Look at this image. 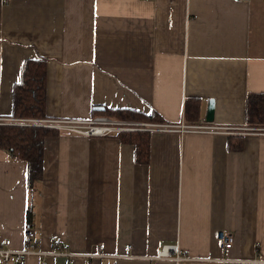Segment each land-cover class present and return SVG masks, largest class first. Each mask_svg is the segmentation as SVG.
I'll list each match as a JSON object with an SVG mask.
<instances>
[{"label": "crops", "instance_id": "obj_1", "mask_svg": "<svg viewBox=\"0 0 264 264\" xmlns=\"http://www.w3.org/2000/svg\"><path fill=\"white\" fill-rule=\"evenodd\" d=\"M29 58L47 61L46 119L90 120L102 106L164 120L105 114L151 126L135 129L151 133L149 163L118 132L59 129L33 185L28 163L0 149V233L13 246L31 226L43 251L72 252L74 264L264 259V127L246 124L248 95L264 92V0H0L2 120L18 118L14 87ZM190 98L200 99L198 120L187 117ZM159 124L177 128L150 130ZM168 244L190 259L151 258ZM66 262L28 255L7 264Z\"/></svg>", "mask_w": 264, "mask_h": 264}, {"label": "trees", "instance_id": "obj_2", "mask_svg": "<svg viewBox=\"0 0 264 264\" xmlns=\"http://www.w3.org/2000/svg\"><path fill=\"white\" fill-rule=\"evenodd\" d=\"M47 61L43 58L25 60L22 78L14 87L13 115L18 118H48L47 116ZM200 99L190 98L186 101L187 117L198 120ZM95 114L116 115L123 119L149 118L150 121L163 122V117L157 113L143 116L140 112L129 109H105ZM246 124L252 128L264 127V92H251L247 98ZM60 132L57 128L22 125H0V149L10 152L14 160L28 163L29 183L33 185L44 171L45 142L49 136ZM118 136L122 141L133 144L135 158L139 163H149L151 159V133L148 131H121ZM230 140L232 149L243 146V138Z\"/></svg>", "mask_w": 264, "mask_h": 264}, {"label": "built area", "instance_id": "obj_3", "mask_svg": "<svg viewBox=\"0 0 264 264\" xmlns=\"http://www.w3.org/2000/svg\"><path fill=\"white\" fill-rule=\"evenodd\" d=\"M244 1V0H236ZM33 119V118H16L12 120H2L0 119V125L5 122L11 124H22V125H44L47 127H55L58 129H67L73 132L82 133L86 135H108L112 133H117L121 131L135 130L142 127H151L139 121H129L112 118L110 116L98 115L90 120H61V119ZM182 126V127H181ZM97 127H102V131H98ZM181 129H210L211 126L208 125H180ZM178 126V128H180ZM164 128H177L176 125H153L155 129ZM149 129V128H148ZM219 240L223 248L227 249L233 245V236L230 232L222 230L219 233ZM24 246L17 248L13 246V240L10 237H5L0 233V264H7L10 262L20 263L28 255H62L67 258L66 264H74V253L69 251H43L40 248V241L37 236L35 228L28 226L24 233ZM130 249V245L127 250ZM105 255V254H100ZM117 254L115 256H120ZM157 259H172L176 261L189 260L190 258L183 255L178 245L168 244L164 246V249L159 253ZM250 264H264L263 258H255L248 261Z\"/></svg>", "mask_w": 264, "mask_h": 264}, {"label": "water", "instance_id": "obj_4", "mask_svg": "<svg viewBox=\"0 0 264 264\" xmlns=\"http://www.w3.org/2000/svg\"><path fill=\"white\" fill-rule=\"evenodd\" d=\"M95 109L98 110V111H104L105 107L97 106V107H95ZM214 115H215V100L211 99V101L209 103V107H208L206 120L208 122H212L214 120Z\"/></svg>", "mask_w": 264, "mask_h": 264}, {"label": "bare ground", "instance_id": "obj_5", "mask_svg": "<svg viewBox=\"0 0 264 264\" xmlns=\"http://www.w3.org/2000/svg\"><path fill=\"white\" fill-rule=\"evenodd\" d=\"M97 128H98V131H102V127H97ZM164 246H165V245H164ZM164 246H163V248H161V250L157 253V255H155V256H153V257H151V258H152V259H157L159 253L164 249Z\"/></svg>", "mask_w": 264, "mask_h": 264}, {"label": "rangeland", "instance_id": "obj_6", "mask_svg": "<svg viewBox=\"0 0 264 264\" xmlns=\"http://www.w3.org/2000/svg\"><path fill=\"white\" fill-rule=\"evenodd\" d=\"M103 116H106V115H103ZM33 119H46V118H33ZM42 120V122H40V123H44V121ZM38 126V125H37Z\"/></svg>", "mask_w": 264, "mask_h": 264}]
</instances>
